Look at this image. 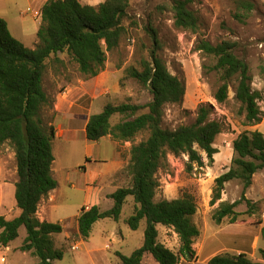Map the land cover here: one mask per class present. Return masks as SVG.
<instances>
[{
    "label": "trees",
    "instance_id": "16d2710c",
    "mask_svg": "<svg viewBox=\"0 0 264 264\" xmlns=\"http://www.w3.org/2000/svg\"><path fill=\"white\" fill-rule=\"evenodd\" d=\"M129 0H104L92 5L80 0H47L41 8V23L35 48L26 46L16 38L5 18L0 16V149L9 144L17 165L16 201L20 214L12 219L0 216V245L8 246L25 227L27 236L20 246L38 261L34 264H55L64 257V244L56 246L54 235L61 234L60 222L41 221L38 209L41 201L58 187L53 174L55 155L53 140L56 129L46 124L42 111L49 104L44 87V74L51 59L61 61L60 53H67L78 65V70L89 76L99 75L105 68L107 53L117 48L127 29L123 19L127 16ZM251 10L253 5L244 6ZM174 23L178 28L196 31L199 19L188 6V0H174ZM152 31L153 49L150 59H144L142 69L129 67L126 72L146 86L152 100L146 105L148 112L135 116L144 106L133 103H108L101 112L92 114L86 124V137L98 141L106 136L116 140L133 141L142 131H148L145 140L131 146L128 164L131 185L120 187L110 197L113 206L101 210L99 205L83 207L78 217V229L84 240H89L94 224L104 218L119 220L128 198H134L133 213L127 218L132 230H138L145 220L144 241L129 256L118 253L121 264H142L151 255L159 264H179L183 258L197 259L193 247L200 236L194 222L197 201L190 193L174 199L155 200L160 181L157 173L168 166V155L186 154L187 169L203 167L206 153L210 162L219 152L214 143L222 132V123L211 120L212 107L202 105L194 123L175 129L162 126L167 104L183 101L186 86L183 80L170 72L159 55L161 42L155 29ZM237 44L229 40L211 43L200 41L197 49L212 57L215 70L222 81L215 97L225 102L229 87L236 81L235 96L241 102L247 125L262 122L259 101L262 94L252 88L253 77L245 59L236 53ZM119 114L123 120L112 124ZM234 157L229 170L216 178L211 204L221 201L225 184L238 179L243 184L240 199L221 201L214 213L220 224L225 218L235 223L240 216L236 207L248 205L247 213H255L256 205L246 197L256 172L264 168V133L259 129L244 130L233 142ZM158 224L167 226L178 235L180 246L173 251L158 241ZM264 237V227L262 228ZM208 264H264L251 259L246 253H218Z\"/></svg>",
    "mask_w": 264,
    "mask_h": 264
},
{
    "label": "rangeland",
    "instance_id": "374dc122",
    "mask_svg": "<svg viewBox=\"0 0 264 264\" xmlns=\"http://www.w3.org/2000/svg\"><path fill=\"white\" fill-rule=\"evenodd\" d=\"M40 1L35 0L31 3L30 0H0V13L7 16L14 31L12 17H23L29 33L33 34L35 32H32V28L41 18L37 12ZM81 1L98 4L104 0ZM129 1L127 16L123 19L127 31L119 46L107 53L105 68L99 75L92 77L81 73L77 63L67 53H60L61 61L49 60L44 74V87L50 102L43 109L42 116L46 124H52L55 129L56 122L60 123L58 127L66 122L60 117L58 119L54 112L55 105L60 104L57 99L66 90V86L73 84L86 89L85 94L70 109L74 119L80 124L83 123L76 127L79 132L78 138L65 135L56 136L53 140L55 155L53 174L65 189V193L60 196L57 206L48 217L49 221L60 222L65 227L63 233L55 235L56 246L64 244L65 231H77V225L73 229L72 223L82 210V205L90 202L85 192L87 181L96 179L99 173L115 170L119 162L118 155L123 161V167L117 172L121 180L119 184L127 187L132 183L128 169L131 146L145 140L149 132H140L133 141L116 140L110 136L120 144L117 151L116 145L108 138L96 142L88 140L82 128L89 115L101 112L108 103L128 102L144 106L135 116L148 112L146 105L152 100L151 92L137 79L129 76L126 69L129 67L142 69V61L150 59L153 49L150 30L152 28L157 31L161 42L159 55L164 59L170 72L183 80L186 86L182 102L166 105L162 126L175 129L181 125L194 123L198 109L202 105H210L212 110L209 118L221 122L223 126L214 143L219 152L215 154L213 162L209 161L206 153H202L205 165L203 167L196 165L189 171L188 155L169 154L168 166L161 168L157 173L160 188L155 197L156 201L178 198L185 193L192 194L197 201L194 222L200 230V236L193 245L197 259L188 261L182 258L179 264H208L207 258L224 252L246 253L251 259L264 262L262 235L264 168L255 173L253 183L245 193L246 197L255 203V213H247L248 205L244 201L236 207L241 214L235 223H230L229 218H225L220 224L215 221L213 216L221 201L234 202L240 199L243 184L238 179L227 182L221 201L215 205L211 204L216 178L227 172L232 165L234 140L244 130L259 129L264 133V0H188V6L199 19L196 31L178 28L175 25L172 11L174 0ZM246 2L253 5L251 10L243 7ZM202 40L213 44L229 40L237 44L236 53L245 59L250 67L253 77L252 88L262 94L259 101L262 110L261 123L246 124L242 104L235 96L237 84L235 80L230 83L226 101L219 102L216 99L215 94L222 81L220 75L212 68L214 59L197 49ZM123 119V116L116 114L111 122L116 124ZM69 124H73V121L69 120ZM57 130L60 134V129ZM0 150V154L9 162L14 161V150L9 144ZM90 157L93 158V162L87 161ZM82 166H86L87 171H84ZM66 177H69V181H66ZM112 188L109 187L106 191L113 190ZM113 203L110 196L104 197L100 208L110 209ZM133 209L134 198L130 196L119 220L114 218L98 220L93 226L91 237L83 244L79 239L68 240L64 246V257L58 260L57 264H93L92 260L103 256L115 261L117 252L129 256L140 246L146 224L143 220L138 230L129 227L126 220L133 213ZM158 231V241L178 252L180 241L173 229L158 224ZM26 235V228L22 227L13 245H21ZM73 244L78 245V248L72 249ZM106 244H109L110 248L106 247ZM146 256L142 264H159L152 256ZM18 257L14 253L10 254L7 263L28 264L36 260L32 256L25 259Z\"/></svg>",
    "mask_w": 264,
    "mask_h": 264
},
{
    "label": "crops",
    "instance_id": "0c3cea01",
    "mask_svg": "<svg viewBox=\"0 0 264 264\" xmlns=\"http://www.w3.org/2000/svg\"><path fill=\"white\" fill-rule=\"evenodd\" d=\"M33 1H35V0H30L31 3ZM46 1L47 0H41L40 2H38L37 12H39V14L41 13V8L46 3ZM82 3H84V2H82ZM87 4H92V3H87ZM92 5H95V4H92ZM0 16H2L3 18L6 19L12 34L16 38H18L20 41H22L26 46H28L30 48L36 47V45L38 43V39L36 36H37L38 29L40 27L41 18H40V21H38V23L34 26V28H32V32H35V33L30 34L29 33L30 31H28V28L26 25V20L23 17H12V21L14 22V25H15V31H16L15 32L14 30H12V26L10 25V22L7 19V16H4V14H2V13H0ZM65 89L66 90L63 93H61V97H58V99H57L60 104L55 105L54 112L56 113V117L58 119L60 117V119H63L66 122L64 125H59L60 127H58V124H60V123H57V122L55 123L56 129L57 128L60 129V134H58V130H57L56 136L63 137L65 135H67L70 138H76L77 135L79 136V132L77 131L76 127L79 125L81 126L83 123L80 124L79 121H76V119H74V117L71 115L72 113H70V111H71L70 109L85 94L86 89L80 88L79 86H76L73 84H68ZM91 115H89L87 117V119L84 122L83 128H82V132L85 133V135H86V124H87L88 119L90 118ZM69 120H70V122L73 121V124L68 125ZM104 138L110 139L116 145V148L118 151V145H120L118 143V141L112 140L110 136H106ZM94 142H96V141H94ZM0 152H1V150H0ZM13 156H14L13 157L14 161L9 162L5 158V156H2L0 154V216H5L7 219H12V218L18 216L21 212L20 209L17 207V201H16V196H15L16 183L18 181L15 152H14ZM118 156H119V162L117 163L115 170L106 171L102 174L99 173V175H97L96 179L88 180L89 182L87 181L86 187H85V192H86L87 200L89 201V198H90V202H86L87 204L86 203L83 204L82 208L83 207L90 208L93 205H99L100 206L104 197L105 198L109 197L118 188L122 187L119 184L121 180L118 178L117 172L123 167V161L121 160L120 155H118ZM87 159H88L87 160L88 162L89 161L93 162V158L90 157ZM94 161H96V160H94ZM82 168L84 171H87V169H88V168H86V166H82ZM54 172H55V170H54ZM65 179H66V181H69V177H66ZM56 180L58 181V187L56 189L52 190L49 193V195L46 198H44L40 203V206L38 209V217L40 218L41 221H44V220L49 221L48 217H49L51 211L57 206V202H58L60 196H62L65 193V189L62 188L60 181L57 178H56ZM72 186H74V185L72 184ZM109 187H113L112 188L113 190L106 191ZM80 212L81 211L78 212V214L76 215V220L72 223L73 229H74V226L77 225V228H76L77 231L76 232H75V230H73V232H66L65 231L64 232V240H66V239L70 240V239L74 238L76 240L79 239V241L82 244L86 242L80 236L79 229H78V217L80 215ZM64 229H65V227H64ZM19 235H20V230H19ZM54 237H55V235H54ZM122 237H124V236H122ZM80 238H81V240H80ZM143 241H144V238H143L140 246L143 244ZM21 245L15 246V245H13V241L8 246H1L0 245V264H10V263H7V261H8L10 254H12V253L16 254V256H19L18 257L19 259H21V258L25 259V258H29V256H32L36 260L32 261V262L30 261V262H28V264L36 263L38 261V259L36 257H34L30 252L22 251L20 249ZM74 245L75 244H73V246ZM140 246H138V247H140ZM106 247L110 248V245L106 244ZM118 253L119 252H117V255H116L117 260H115V261H113V259L110 257L108 258L107 256H103L100 259L92 260V262H93V264H121V260H120V257L118 256ZM19 254H21V255H19ZM211 257H209L207 259L209 260ZM118 258H119V260H118ZM57 261L55 262V264H57ZM142 263H143V261H142Z\"/></svg>",
    "mask_w": 264,
    "mask_h": 264
},
{
    "label": "built area",
    "instance_id": "2783aa9c",
    "mask_svg": "<svg viewBox=\"0 0 264 264\" xmlns=\"http://www.w3.org/2000/svg\"><path fill=\"white\" fill-rule=\"evenodd\" d=\"M77 248H78V245H76V244L74 246H72V249H74V250Z\"/></svg>",
    "mask_w": 264,
    "mask_h": 264
}]
</instances>
